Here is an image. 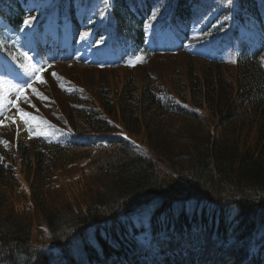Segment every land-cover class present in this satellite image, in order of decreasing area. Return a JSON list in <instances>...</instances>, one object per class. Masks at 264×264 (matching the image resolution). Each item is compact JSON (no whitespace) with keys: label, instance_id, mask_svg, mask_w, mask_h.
Masks as SVG:
<instances>
[{"label":"trees","instance_id":"trees-1","mask_svg":"<svg viewBox=\"0 0 264 264\" xmlns=\"http://www.w3.org/2000/svg\"><path fill=\"white\" fill-rule=\"evenodd\" d=\"M52 1L0 0V20L57 14L72 42L88 32L116 56L184 65L163 84L129 73L115 102L67 86L63 127L4 144L0 264H264V42L253 51L237 25L250 17L264 38V0H108L94 24L78 8L95 0ZM180 27L185 45L170 36ZM33 207L45 246H32Z\"/></svg>","mask_w":264,"mask_h":264},{"label":"rangeland","instance_id":"rangeland-1","mask_svg":"<svg viewBox=\"0 0 264 264\" xmlns=\"http://www.w3.org/2000/svg\"><path fill=\"white\" fill-rule=\"evenodd\" d=\"M103 1L95 0L93 4L88 6L82 4L79 6L78 11L82 14H88L87 21L94 20V14L100 16L99 20H102L104 12ZM54 20H57L55 15L47 16L39 21L35 19L32 28L22 30L24 29L23 26L18 32H13L0 24V29L5 30L1 39V46L7 51V59L11 61V64L14 62L23 63V58L19 57V53L21 51H29V54L34 57L33 63H37L38 66L43 64L45 67V71L41 74L45 83L40 84L38 81L35 82L33 86L37 89V92L34 93L31 89H25L22 98L16 101L18 107L24 101L19 108L23 110L22 115L24 113L27 114L23 115L25 118L21 117L16 106L7 104L8 99H14L16 96V93L7 84L5 85V90L0 93V96L4 98L3 103L6 105L2 114H0V119L3 120V123L0 124V140L7 141L6 143L0 141V149H3L4 144H6L4 148L11 151L17 141L20 140L25 143L30 141L34 131L40 134L50 133L51 127L44 117L54 121L60 120L59 111L55 103L57 105L63 103L65 96L63 97L61 94L63 88L66 89L65 87L67 86L78 87L80 93H87L89 98H96L98 94L97 88L100 86L106 93L105 96L115 102L119 95L118 92L129 73L132 74L134 81H140L142 78L141 69L144 70L143 72L148 70L147 72L153 74L155 80L162 82L159 84H163L165 83L164 75L166 72L169 71L167 73L169 74L175 67H179V69L183 68V56L181 55L145 57L142 54H138L127 57L125 61L121 59L113 61L115 60L113 59L114 57H110L105 51L113 52L114 49L109 47L107 50L108 45L106 46L104 43L97 47L93 43L97 38H94L91 34L86 39L82 36L76 45H70L67 38L58 33L59 29L56 27ZM40 26L45 27V30L40 31ZM241 26L242 33L252 42V46L256 47L259 42L256 24L250 20L242 23ZM172 37H175V42H178L179 37L177 33H173ZM4 38H7V40ZM6 41L15 46L16 51L10 50V47H6ZM32 49H35V51H32ZM13 57H18V59L13 61ZM261 63L264 66V54L261 58ZM114 65L117 66L113 67ZM52 73L56 75L53 76ZM8 78L10 79V77ZM25 79H28V77H25ZM29 82L31 81L29 80ZM23 97H27V99ZM91 100L94 101V99ZM41 114L42 117H40ZM31 116L37 118L36 125H32L28 120V117ZM25 120H27L26 124ZM207 120L209 123H212L210 119L207 118ZM118 132L126 135L140 146L145 145L140 138L138 139L129 135L122 126ZM162 167L163 164H160V168ZM149 213L150 209L146 208L141 210L138 215L141 218H146ZM32 215V246H45L50 242L49 232L42 217L34 207Z\"/></svg>","mask_w":264,"mask_h":264},{"label":"snow or ice","instance_id":"snow-or-ice-1","mask_svg":"<svg viewBox=\"0 0 264 264\" xmlns=\"http://www.w3.org/2000/svg\"><path fill=\"white\" fill-rule=\"evenodd\" d=\"M229 4H232V0H228ZM36 19V17L33 16H27L23 20L24 29L27 30L33 27V21ZM150 19L152 21H155L157 19V16L155 14L150 16ZM89 23H91V20H89ZM152 25L146 23L145 28H151ZM89 33L85 32L83 33V37L86 39L89 37ZM105 41L103 37H101L99 40L93 41V43L99 47L101 44H103ZM32 51H35V49H32ZM19 57L23 58V63H12L10 65L4 66L3 68H0V93H2L5 90V85L7 84L9 88L16 93V96L14 99H8L7 104L16 106L18 113H22L23 110L19 109L18 105H16V101L22 98V94L25 89H31L32 92L36 93L37 89L33 86L35 82H39L40 84L45 83L42 73L45 71V67L43 64H40L39 66L37 63H33L34 57L29 54V51H21L19 53ZM18 57H13V61H16ZM139 59V57H137ZM50 67V65H49ZM53 76H55V73H52ZM10 77V79L8 78ZM25 77H28V79H25ZM29 80L31 82H29ZM14 81H23V82H14ZM39 95V93H37ZM24 99H27V97H23ZM3 97L0 96V114H2L3 109L6 107V105L3 103ZM23 115H27L24 113ZM15 122V121H13ZM25 124L27 123V120L24 121ZM3 123V120L0 119V124Z\"/></svg>","mask_w":264,"mask_h":264}]
</instances>
